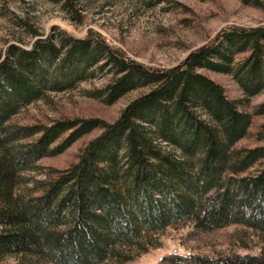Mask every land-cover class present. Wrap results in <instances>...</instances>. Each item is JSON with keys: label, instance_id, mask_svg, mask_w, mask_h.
<instances>
[{"label": "trees", "instance_id": "16d2710c", "mask_svg": "<svg viewBox=\"0 0 264 264\" xmlns=\"http://www.w3.org/2000/svg\"><path fill=\"white\" fill-rule=\"evenodd\" d=\"M240 2L264 6V0ZM64 4L73 8L69 0ZM200 69L230 75L240 96L228 97ZM101 70L110 73L109 82L84 92L102 103L145 89L113 121L73 116L49 124L9 122L45 90L72 88ZM262 88L263 25L223 27L167 67L146 65L95 32L75 37L59 31L28 48L9 44L0 53V262H123L153 243V232L186 221L202 230L240 223L264 233V143L235 146L251 114L264 113V100L251 112L243 108ZM95 128L100 131L76 161L35 180L38 193L19 189L23 171L36 160ZM164 259L264 264L252 254L173 252Z\"/></svg>", "mask_w": 264, "mask_h": 264}, {"label": "rangeland", "instance_id": "374dc122", "mask_svg": "<svg viewBox=\"0 0 264 264\" xmlns=\"http://www.w3.org/2000/svg\"><path fill=\"white\" fill-rule=\"evenodd\" d=\"M0 0V53L9 44L28 48L36 38L64 31L75 37L95 32L128 56L155 67L179 62L186 53L207 42L221 28L230 25H263L262 8L245 5L240 0ZM200 71L218 82L228 97H239L240 90L228 74L205 69ZM110 73L96 71L86 80L62 90H45L10 116L14 124H49L59 117H99L113 121L120 109L144 91H127L112 103H102L84 91L102 88ZM264 100V88L250 96L243 108H252ZM264 113L251 114L246 133L236 147L249 148L264 143ZM100 129L76 138L61 152L36 160V166L23 171L24 192L38 193L35 180L44 179L48 170L62 169L76 161L86 142ZM253 167H250L252 169ZM153 243L135 250L123 261L106 260L98 264H169L164 257L173 252L208 257L252 254L264 260V233L240 223L212 229H197L190 221L168 225L151 235ZM0 264H15L7 257ZM35 264H52L36 262Z\"/></svg>", "mask_w": 264, "mask_h": 264}]
</instances>
